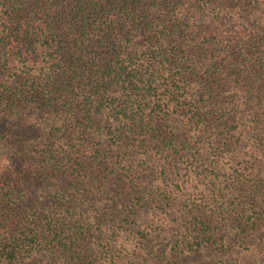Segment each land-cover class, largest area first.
Returning a JSON list of instances; mask_svg holds the SVG:
<instances>
[{
	"label": "trees",
	"instance_id": "trees-1",
	"mask_svg": "<svg viewBox=\"0 0 264 264\" xmlns=\"http://www.w3.org/2000/svg\"><path fill=\"white\" fill-rule=\"evenodd\" d=\"M0 264H264V0H0Z\"/></svg>",
	"mask_w": 264,
	"mask_h": 264
},
{
	"label": "rangeland",
	"instance_id": "rangeland-1",
	"mask_svg": "<svg viewBox=\"0 0 264 264\" xmlns=\"http://www.w3.org/2000/svg\"><path fill=\"white\" fill-rule=\"evenodd\" d=\"M5 163V161L3 162V164Z\"/></svg>",
	"mask_w": 264,
	"mask_h": 264
}]
</instances>
